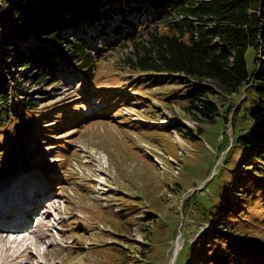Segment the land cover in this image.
Instances as JSON below:
<instances>
[{
  "label": "rangeland",
  "instance_id": "1",
  "mask_svg": "<svg viewBox=\"0 0 264 264\" xmlns=\"http://www.w3.org/2000/svg\"><path fill=\"white\" fill-rule=\"evenodd\" d=\"M10 7L6 8L7 20ZM71 11L62 7V13ZM75 14L78 29L79 18L87 17L82 12ZM3 18L0 15V23ZM105 21L99 38L93 32L100 30L101 24L91 26L85 34L88 48L98 58L93 81L86 80L74 59H69L65 45L57 49L31 32L13 36L11 26L0 30V40L9 35L17 48L11 59L7 56L10 48L0 43V65L6 68L11 60L15 63L8 79L0 81V192L9 193L22 184L31 189L44 184L38 192L47 191V198H59L58 204L63 205L55 207L48 218L42 208L41 218L48 221L42 228L36 226L37 211H30L25 203L24 210L29 207L31 213L29 227L42 228L51 237L38 248L33 246L30 256L25 252L14 261L12 257L20 249L12 250L14 255L8 258L5 245L0 249L4 264H27L30 257L50 264H185L191 242L210 226L192 206L196 199L205 203L219 196L220 178L214 175L228 157L227 145L222 151L219 143L225 133L232 138V125L198 122L186 111V101L172 99L175 85L140 81L142 74L125 68L129 48L124 39L135 30L126 27L116 33L119 19ZM64 30L68 31V26ZM33 53L51 58L56 64L53 77L39 78L37 68L20 59ZM254 55L251 49V65ZM6 83L10 84L8 90ZM15 88H22V94L16 95ZM237 97L231 100L237 101ZM19 99L35 102L34 114H17ZM37 115L53 121L49 124L63 125L53 135L54 141L45 136L50 131L41 129L43 123ZM177 124L188 127L180 131ZM191 133L198 137L191 139ZM241 168L247 169L245 165ZM229 180L225 178L222 186ZM249 183L244 179L239 185ZM245 187H239L242 193L238 192V197L244 198V216L238 213L235 227L225 232L248 252L249 264H264V190H257V198L249 201L248 196L243 197V192H248ZM194 192L197 194L187 200ZM9 197L7 204L0 203V214L2 209L8 214L13 203ZM3 231L0 236H5ZM217 243L220 239L209 247L213 248L210 256L204 253L206 245L199 248L190 264L208 263L206 256L214 260Z\"/></svg>",
  "mask_w": 264,
  "mask_h": 264
},
{
  "label": "trees",
  "instance_id": "2",
  "mask_svg": "<svg viewBox=\"0 0 264 264\" xmlns=\"http://www.w3.org/2000/svg\"><path fill=\"white\" fill-rule=\"evenodd\" d=\"M105 1L0 0V15L4 16L0 30L11 26L13 36L31 32L39 40L50 41L57 49L65 45L69 59H74L85 79L91 81L96 76L98 58L88 48L85 37L90 27L102 25L100 30L93 32L96 38L104 32L106 19H119L114 27L116 33H122L126 27L135 30L128 32L124 39L129 48L125 68L142 74V82L175 85L172 99L186 101V111L198 122L230 123L233 128L232 138L225 133L223 142L219 143L222 151L227 145L228 157L220 172L214 175V178H220L218 198L205 203L196 199L193 203L192 208L198 209L201 220L210 226L191 242V253L185 264L198 256L203 245H206L204 253L210 256L213 248L209 250V247L219 239L220 243L215 245V259L206 256L208 263L205 264H249L248 252L244 253L240 244L226 236L229 232L226 230L235 227L239 215L244 216L241 209L244 198H239L238 192L242 193L239 187L245 186L239 185L240 180H250L244 188L248 192H243V197L248 196L249 201L257 198V190H264V0ZM102 4H106L103 10ZM2 5H11L8 20L5 19L7 7L1 9ZM64 6L72 10L71 13H62ZM75 12H82L87 17L79 18L82 20H79L78 29ZM67 26L68 31L64 32ZM0 43L10 48L12 53L7 56L12 59L13 51L17 49L16 40L3 35ZM251 49L255 50L252 65L249 60ZM20 59L30 61L43 80L55 73L56 64L49 56L43 58L33 53ZM14 64L11 60L6 68L0 65L1 82L8 79ZM9 83L5 84L7 90ZM22 92V88H15L16 95ZM236 95L239 96L237 101H232ZM221 100L224 101L221 103ZM17 103V114H34L35 102L19 99ZM37 117L43 123L41 129L50 131L45 135L47 139L54 141L53 135L63 125L49 124L53 121L47 117ZM185 127L188 126L177 124L180 131ZM35 135L41 134L35 132ZM190 137L194 140L198 136L191 133ZM244 165L246 170L241 168ZM225 178L230 180L223 187ZM196 194L192 193L187 200Z\"/></svg>",
  "mask_w": 264,
  "mask_h": 264
},
{
  "label": "bare ground",
  "instance_id": "3",
  "mask_svg": "<svg viewBox=\"0 0 264 264\" xmlns=\"http://www.w3.org/2000/svg\"><path fill=\"white\" fill-rule=\"evenodd\" d=\"M127 110H128V107H127ZM129 112H130V110H129ZM104 162L106 163V160H104ZM43 186H44V184H42L39 188L36 187L34 189H31V188H29L28 184H25V185L22 184L21 186L14 187V189H13L14 191L12 190L13 192L11 191V192L5 194V193H2V191H1L0 192V194H1L0 198H3L4 196L10 195V196L17 197L21 203H27L28 206L30 207V211H37V213H38V215H37L38 220H37L36 226H39V227L41 226L43 228L44 225H47L48 221H47V219H45V217L41 218L42 209H40V204L42 202L46 203V206L44 204V206H45L44 210H45L46 217L49 213H53L56 211L55 207L59 209L60 207L63 206L62 204H58V202L60 201L59 198H56V197L47 198L46 197L47 193H48L47 191L38 192L41 188H43ZM32 195H38V198H35L36 196L32 197ZM4 200L3 199L0 200V203L3 202ZM47 204H49V205H47ZM49 206L51 208H49ZM15 209H17V208H15ZM1 212H2V215L4 216V218H0V230L1 231L4 230L5 232H6V230H10V231H13V232H11L13 234H15V233H22L23 234V236L21 238L17 236V238L15 237L13 239L9 237V232H6L4 234L5 236H0V249L4 248L5 245L7 248V252H6V254H4V256H8V258H9L10 256L14 255V252L12 250L15 251L18 248L20 249V251L17 253V255L12 257L13 261L16 260L18 257L22 256L25 252H27L29 255V253H31L32 249L34 248L33 246H36L38 248V246L40 244H42V241H44L48 236L51 237V234L49 232L48 233L43 232L42 228H35L33 226L29 227V225H31V223H29V221H28L29 220V218H28L29 211L26 210L21 215H18V216H13L12 214H6L5 209H2ZM49 230H51V229H49ZM1 231H0V233H1ZM52 242H54L53 238L51 240V243ZM47 252H48V250H46V252H44V255L46 257H47ZM41 255H43V254L41 253ZM1 258H2V256L0 257V264H4L2 262L4 259L1 261ZM46 261L43 259L40 261H36L35 257H30V261L27 264H50V261H47V262Z\"/></svg>",
  "mask_w": 264,
  "mask_h": 264
}]
</instances>
